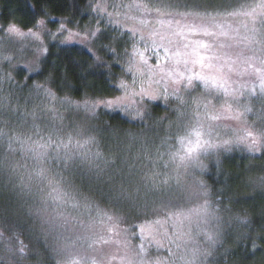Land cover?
Wrapping results in <instances>:
<instances>
[{
  "label": "snow or ice",
  "instance_id": "1",
  "mask_svg": "<svg viewBox=\"0 0 264 264\" xmlns=\"http://www.w3.org/2000/svg\"><path fill=\"white\" fill-rule=\"evenodd\" d=\"M52 3L37 0L39 10L29 4L28 25L0 22V247L30 259L32 249L20 240L26 232L43 240L53 264H219L229 209L203 180L187 186L183 178L207 172L205 161L219 166L236 149L264 158V0H90L85 27L53 16ZM50 45L70 60L81 57L72 60L81 80L99 79L118 94L85 93L76 101L58 97L47 82L29 87V78L43 76ZM9 47L36 58L25 65L23 85L2 71L4 62L14 63ZM234 78L252 86L237 89ZM24 88L39 100L31 113L29 100L22 108L15 95ZM160 99L177 105L165 139L142 142L135 157L105 152L101 136L111 126L92 121L109 113L144 121L150 102ZM222 114L237 125L219 123ZM253 183L264 194V177ZM176 192L187 194L183 202L173 199ZM129 214L143 222L121 230ZM236 219L253 251L264 244V223L254 230L247 218ZM97 226L107 236L97 235Z\"/></svg>",
  "mask_w": 264,
  "mask_h": 264
},
{
  "label": "trees",
  "instance_id": "2",
  "mask_svg": "<svg viewBox=\"0 0 264 264\" xmlns=\"http://www.w3.org/2000/svg\"><path fill=\"white\" fill-rule=\"evenodd\" d=\"M126 1V0H125ZM90 0H54L50 5L51 14L59 19L75 18L79 21L81 27L87 26L91 21L86 18L85 13L88 11ZM29 4H35L37 10L40 5L37 0H0V22L7 23L8 20L14 19L22 25H28L31 21V12ZM90 15V13H89ZM191 23L192 21H188ZM199 23V21H195ZM52 31L56 30L57 25H49ZM108 41H105L107 43ZM72 47H79L72 45ZM7 54L14 57V63L11 67L4 62L3 71L10 72L15 81L23 85L25 78L28 75L25 65L35 66L36 58L29 50L20 51L19 48H8ZM80 56L74 53L69 59V54L61 51L60 47L49 46V52L46 57L47 64L41 65L43 76L37 81L31 78L27 83L29 87L36 82L45 83L56 93L60 98L68 96L73 100L79 101L87 93L92 95L100 93L106 96L115 95L111 91L110 85L105 84L99 79L88 77L86 81L81 80L80 73L75 70L72 60L79 61ZM33 75H39L34 73ZM114 75L120 76V70L117 66L114 68ZM18 96L21 98L20 103L24 106V101L29 100L27 110L31 113L34 104H39L33 93L30 97L29 88H24ZM23 106H21L23 108ZM148 121H159V119H169L173 115L171 108L166 107L159 100L150 102L146 109ZM62 115L68 117L73 114L71 112ZM43 117V113H39ZM109 116L113 117L109 119ZM81 119L82 114H81ZM102 123L95 121L91 122L92 127L105 128L111 126L107 132L102 134V137H119L128 133L135 134L139 127L131 118L125 119L123 115L117 113H109L108 116L100 117ZM171 122V121H170ZM166 122L162 124L168 125ZM164 128V127H163ZM166 133L167 131H163ZM164 135V136H165ZM208 171L202 175V180L212 190L213 196L216 199H221L224 206L229 209L228 214L231 215L234 228L227 235V243L229 244V252L222 258L219 264H264V244H259L255 251L252 250L251 243H245L242 240V235L247 233V228L241 226L237 217L247 218L252 229H258L264 223V194L261 193L257 184L253 181H258L260 177H264V158L259 154H247L240 149H236L231 153H225L221 156L219 166L214 162L207 161ZM219 193V196L216 194ZM231 201V203H229ZM143 222V217H136L135 224H121L119 227L122 230L130 225H136ZM86 229L83 228V231ZM97 235H107L104 229L97 226L93 230ZM92 234V233H89ZM105 235V236H106ZM98 243L96 246H99Z\"/></svg>",
  "mask_w": 264,
  "mask_h": 264
},
{
  "label": "rangeland",
  "instance_id": "3",
  "mask_svg": "<svg viewBox=\"0 0 264 264\" xmlns=\"http://www.w3.org/2000/svg\"><path fill=\"white\" fill-rule=\"evenodd\" d=\"M128 2H130V0L125 1V3H128ZM234 23L239 24V21H235ZM9 48H11L13 50L12 47H9ZM2 71H3V67H2ZM234 79H236V78H234ZM242 84L247 86V87L252 86V82L250 80L236 79L235 87L237 89H239ZM5 87L7 90V86H5ZM18 94H20V92L16 93L15 95L18 96ZM185 98L188 99L187 96ZM159 101L161 103H163L164 106L171 108V113L173 115L171 116L170 120L165 119L163 121V119H159V121H148L146 119L144 121H141V120L134 121V123H136L137 126L139 127L138 131L134 134L135 139L132 136H126L125 134L120 135L118 138L117 137L105 138V137L101 136L102 147L105 150V152L111 151V152H116V153H120V154H124V155L131 153V156L135 157L140 152V145L142 142L146 141L149 144H151L154 141L155 143L159 144L161 142V140L165 139L167 135H165L166 133H162V132L163 131L168 132V125L164 126V124H162L161 122L166 123V122H170V121L172 122V121L176 120V115H175L174 110H175L177 105H176V102L174 99H170L167 103L163 99H160ZM200 102L203 103V100H201ZM21 106H23V105H21ZM258 109H259V105H256L254 111H256ZM200 112H201V117H203V109L202 108H201ZM66 113H69V112L64 111V114H66ZM68 117H72V115H69ZM246 118L250 121L255 119L253 113H248ZM131 121H133V120L131 119ZM219 123L223 124L225 127H235L237 125V121L227 119L226 114H222V119L219 121ZM167 124H169V123H167ZM244 152L247 153L246 151H244ZM247 154H250V153H247ZM205 163L207 164V161H205ZM202 175L203 174L193 175L191 173V170H190L189 174L184 176V178H183L184 183L187 186H192L195 181L202 180ZM172 183H173V188L175 189L177 187L175 180H173ZM152 195H160V194L159 193L149 194V199L151 198ZM186 195L187 194L184 193L182 196L181 193L176 192L173 195V199L176 202L180 203V202H183L184 198H186ZM222 215H223V219L225 221L224 230L226 233L230 234V232L234 228V223H233L232 217L230 214L227 213V211L223 212ZM136 217H138L136 214H129V222H132L133 224H135V218ZM77 231L78 232H84L83 228L78 229ZM89 235H91V234H89ZM20 240L23 241V243L25 245H28L32 249V252L30 254L31 258L27 259V260H23V261L17 260L15 258H13L12 255L10 253H8L4 248L0 247V260L3 261V264H53V261L51 259L50 254L45 250L44 242L42 239H40L38 241L35 237L30 238L29 235L25 232L22 236H20ZM133 244H139V240L134 238ZM96 247L102 248L104 251H111L112 250V248H110V246H106L103 244H99V246H96ZM73 251L79 252L81 254L86 253L90 256L96 255V253L93 252L91 249H86V248L77 247ZM151 251L154 252V249H151ZM228 252H229V244L227 243V236H226L223 247L220 248V251L218 253L219 262L222 258H224L226 256V254ZM161 257L164 259L167 258L166 254L163 252H161ZM112 264H119V262H118V260H115L112 262Z\"/></svg>",
  "mask_w": 264,
  "mask_h": 264
}]
</instances>
